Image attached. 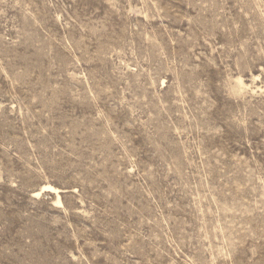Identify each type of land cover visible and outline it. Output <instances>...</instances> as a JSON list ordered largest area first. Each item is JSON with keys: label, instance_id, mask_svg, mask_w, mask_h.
Instances as JSON below:
<instances>
[{"label": "rangeland", "instance_id": "374dc122", "mask_svg": "<svg viewBox=\"0 0 264 264\" xmlns=\"http://www.w3.org/2000/svg\"><path fill=\"white\" fill-rule=\"evenodd\" d=\"M0 264H264V0H0Z\"/></svg>", "mask_w": 264, "mask_h": 264}, {"label": "bare ground", "instance_id": "6f19581e", "mask_svg": "<svg viewBox=\"0 0 264 264\" xmlns=\"http://www.w3.org/2000/svg\"><path fill=\"white\" fill-rule=\"evenodd\" d=\"M46 187H47L48 189H54V187L51 186V185H47Z\"/></svg>", "mask_w": 264, "mask_h": 264}]
</instances>
